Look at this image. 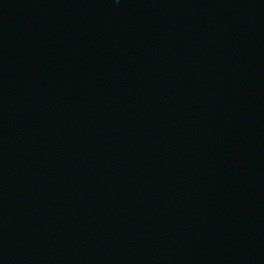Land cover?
<instances>
[{
  "label": "water",
  "instance_id": "water-1",
  "mask_svg": "<svg viewBox=\"0 0 264 264\" xmlns=\"http://www.w3.org/2000/svg\"><path fill=\"white\" fill-rule=\"evenodd\" d=\"M0 264H264V0H0Z\"/></svg>",
  "mask_w": 264,
  "mask_h": 264
}]
</instances>
